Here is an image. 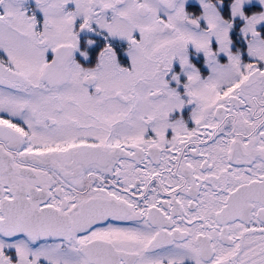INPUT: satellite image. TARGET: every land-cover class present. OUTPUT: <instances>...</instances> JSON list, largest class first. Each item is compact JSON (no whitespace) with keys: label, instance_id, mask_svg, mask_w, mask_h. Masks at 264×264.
I'll use <instances>...</instances> for the list:
<instances>
[{"label":"snow or ice","instance_id":"snow-or-ice-1","mask_svg":"<svg viewBox=\"0 0 264 264\" xmlns=\"http://www.w3.org/2000/svg\"><path fill=\"white\" fill-rule=\"evenodd\" d=\"M0 264H264V0H0Z\"/></svg>","mask_w":264,"mask_h":264}]
</instances>
